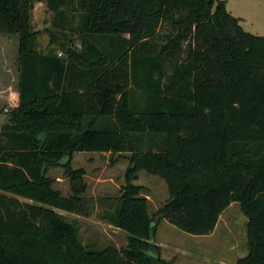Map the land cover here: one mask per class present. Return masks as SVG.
Returning <instances> with one entry per match:
<instances>
[{
  "label": "trees",
  "instance_id": "16d2710c",
  "mask_svg": "<svg viewBox=\"0 0 264 264\" xmlns=\"http://www.w3.org/2000/svg\"><path fill=\"white\" fill-rule=\"evenodd\" d=\"M35 1L54 14L61 30L49 44L66 58L37 50ZM224 1L0 0L19 74L18 104L0 127V264H170L133 183L142 170L165 180L160 215L185 233L210 234L237 202L248 251L235 264H264V35L243 30ZM63 7L77 16L80 50L66 44ZM74 152L129 153L109 215L126 247L86 248L55 210L89 214ZM54 167L70 193L53 187Z\"/></svg>",
  "mask_w": 264,
  "mask_h": 264
},
{
  "label": "rangeland",
  "instance_id": "374dc122",
  "mask_svg": "<svg viewBox=\"0 0 264 264\" xmlns=\"http://www.w3.org/2000/svg\"><path fill=\"white\" fill-rule=\"evenodd\" d=\"M224 5L230 14L238 18L243 30L264 35V0H225ZM63 8V31L67 38L72 37L71 40L75 41L78 39V34L74 32L77 16L68 8ZM53 16L44 2L35 1L32 28L39 31L36 45L41 51L47 45L50 32L60 34L61 29L54 28L50 23ZM16 46V35L0 34V88L8 81L11 83L10 89L17 87ZM4 66L7 67L3 68ZM10 109L8 101L0 99V124L7 118ZM128 154L119 156L109 152H76L73 156L72 167L84 169L82 179L86 183V191L83 196L90 198L89 214L84 216L55 210L75 223L80 240L86 248L113 246L120 250L127 246L128 233L114 226L109 215L115 211L125 184ZM48 174L54 180V188L64 195L70 193V181L63 175L62 168H50ZM133 183L145 188L140 194L146 196L148 212L156 223L154 241L160 247L161 257L170 264H235L238 258L247 253L245 216L237 202L220 216L218 227L213 234L193 235L179 230L160 215L159 210L169 199L168 187L163 178L142 170L136 174Z\"/></svg>",
  "mask_w": 264,
  "mask_h": 264
},
{
  "label": "crops",
  "instance_id": "0c3cea01",
  "mask_svg": "<svg viewBox=\"0 0 264 264\" xmlns=\"http://www.w3.org/2000/svg\"><path fill=\"white\" fill-rule=\"evenodd\" d=\"M45 3V2H44ZM46 4V3H45ZM47 6V5H46ZM54 17V16H53ZM57 21V20H56ZM58 22V21H57ZM31 23H32V20H31ZM50 23H52V25H53V27H54V24H53V19H52V21L50 22ZM55 28V27H54ZM35 30V29H34ZM38 38V37H37ZM72 39V37H69V40L70 41H68L66 44H67V46H70V47H72V48H76L77 50H80L81 49V44H80V39H79V37H78V39L76 38V40L75 41H72L71 40ZM37 41V40H36ZM76 41H77V43H76ZM73 42H75L74 44H73ZM54 45H56L55 43H52V44H49V35H48V40H47V45H46V47L44 48V50H39L38 48H37V45H36V48H37V50L38 51H40V52H42V53H47L48 52V50L49 49H53V51H54V53H56L57 54V56L58 57H60V58H62V57H64V58H66L67 57V54L65 53V51H63L62 49H60V47H57V46H54ZM56 47V48H55ZM16 48H17V56H18V39H17V46H16ZM7 66H4L3 68H6ZM8 71V69H6L5 70V72H7ZM69 71V70H68ZM67 70H63V72H62V82H61V85H63V83L65 82V79L68 77V75H69V72H68ZM74 73H72L71 74V76H72V80H71V82L73 83V84H77L78 82H79V79H78V77H77V75H76V73L78 72V70H75V71H73ZM67 74V75H66ZM18 77H19V74H18V61H17V87H16V89H10V87H11V83H10V81H8L2 88H0V99H6L7 101H8V105H9V107H11V108H13V107H15L17 104H18ZM7 109V108H6ZM5 120L6 119H4V121L0 124V127H1V125L5 122ZM99 123H102V120H99ZM76 152H74L73 153V156H74V154H75ZM84 153H88V152H84ZM73 156H72V160H73ZM48 174V173H47ZM49 175V174H48ZM51 178V177H50ZM54 181V180H53ZM233 204H235V202H232V203H230V205L224 210V211H222V213L220 214V216L225 212V211H227V209H229V207H231ZM220 216H219V219H218V222H217V224H216V226H215V228H214V230L210 233V234H207V235H211V234H213L215 231H216V229H217V227H218V224H219V220H220ZM245 216V215H244ZM245 221H246V217L244 218V224H245ZM245 226V225H244ZM226 227H229L230 228V226L229 225H226Z\"/></svg>",
  "mask_w": 264,
  "mask_h": 264
},
{
  "label": "built area",
  "instance_id": "2783aa9c",
  "mask_svg": "<svg viewBox=\"0 0 264 264\" xmlns=\"http://www.w3.org/2000/svg\"><path fill=\"white\" fill-rule=\"evenodd\" d=\"M5 110H7V109L5 108Z\"/></svg>",
  "mask_w": 264,
  "mask_h": 264
}]
</instances>
